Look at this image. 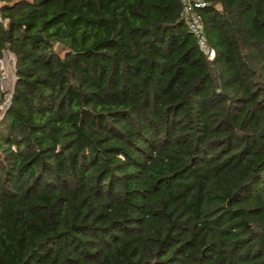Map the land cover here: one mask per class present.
Masks as SVG:
<instances>
[{"label":"trees","instance_id":"obj_1","mask_svg":"<svg viewBox=\"0 0 264 264\" xmlns=\"http://www.w3.org/2000/svg\"><path fill=\"white\" fill-rule=\"evenodd\" d=\"M200 1L212 60L181 0H0V264H264V0Z\"/></svg>","mask_w":264,"mask_h":264},{"label":"built area","instance_id":"obj_2","mask_svg":"<svg viewBox=\"0 0 264 264\" xmlns=\"http://www.w3.org/2000/svg\"><path fill=\"white\" fill-rule=\"evenodd\" d=\"M182 17L186 21L187 28L196 40L198 47L206 54L209 60L214 58V51L208 46L203 35V28L201 24V16L199 11L206 6V3L200 0H181ZM9 72L13 78V85L6 99L3 107H7L11 98L15 77H14V58L11 54L5 52L0 58V93L2 88V80L6 78V72ZM3 93V92H2Z\"/></svg>","mask_w":264,"mask_h":264},{"label":"rangeland","instance_id":"obj_3","mask_svg":"<svg viewBox=\"0 0 264 264\" xmlns=\"http://www.w3.org/2000/svg\"><path fill=\"white\" fill-rule=\"evenodd\" d=\"M1 76V75H0ZM6 78L2 80V90L1 93L3 92L4 94H8L12 88L13 85V78L9 72H6Z\"/></svg>","mask_w":264,"mask_h":264},{"label":"water","instance_id":"obj_4","mask_svg":"<svg viewBox=\"0 0 264 264\" xmlns=\"http://www.w3.org/2000/svg\"><path fill=\"white\" fill-rule=\"evenodd\" d=\"M30 39L34 40V41H42L44 43H48V41H46L41 35L38 34H34V35H30ZM62 50V46L61 45H57L55 51L57 53H59Z\"/></svg>","mask_w":264,"mask_h":264}]
</instances>
